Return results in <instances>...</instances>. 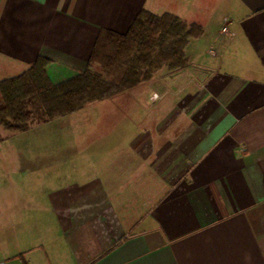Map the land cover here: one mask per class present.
Instances as JSON below:
<instances>
[{
	"label": "crops",
	"instance_id": "0c3cea01",
	"mask_svg": "<svg viewBox=\"0 0 264 264\" xmlns=\"http://www.w3.org/2000/svg\"><path fill=\"white\" fill-rule=\"evenodd\" d=\"M142 9L211 31L209 60L198 63L189 41L185 68L146 83L156 108L102 112L98 132L83 129L68 164L82 165V177L49 197L68 255L58 241H18L16 257L24 264L52 255L58 264H264V0H0V80L40 56L52 81L70 77L86 68L102 29L123 34ZM123 118L141 129L130 146L135 159L120 168L102 157L118 147Z\"/></svg>",
	"mask_w": 264,
	"mask_h": 264
},
{
	"label": "rangeland",
	"instance_id": "374dc122",
	"mask_svg": "<svg viewBox=\"0 0 264 264\" xmlns=\"http://www.w3.org/2000/svg\"><path fill=\"white\" fill-rule=\"evenodd\" d=\"M218 12L219 18L220 11ZM184 21L188 24L195 23L191 20ZM218 24L216 23L215 27ZM212 35L213 33L208 31L200 38L195 39L198 63L208 59L205 49L210 46ZM188 49L189 47L185 51L190 53ZM93 69L101 70L98 65H94ZM49 77L51 79V76ZM143 84L108 100L90 102L82 110L72 115L55 119L47 124H33L30 130L24 133H12L0 128V264H24L19 257H16L19 251L18 241H24L23 243L26 242L31 246H38L37 242L42 244L41 241L50 244L58 241L62 244L60 247L62 255L65 257L68 255V248L63 244L64 236L60 231V220L57 221V215L51 208L50 193L55 188L66 187L71 177H82V165L78 163L75 167L68 166V164L74 165L69 151L74 142L78 143L79 147L83 145V129L85 127H95L98 132L100 120L97 116L99 113L125 111L128 114L133 111L141 112L139 110L152 109L153 106L156 108L157 105H152L148 101L151 96L150 90L146 83ZM152 98L154 95L151 96ZM164 111V114L169 112L168 109ZM94 115L96 117L92 118ZM167 118H164L162 123ZM121 121L122 125L117 132L119 135L118 147L115 151L108 152L109 154L102 159L115 160L117 161L115 165L125 168L128 167L127 163L135 159V152L130 146L134 137L140 133L139 129L141 128L136 127L135 121L131 118H123ZM94 153L95 155L92 156L94 159L97 155L100 157L99 152ZM81 154L84 157L85 152L82 151ZM56 158L60 162L54 161ZM44 162H48L49 165L51 162H55V165L41 167ZM9 206L14 209L10 216L6 214ZM23 206L25 213L18 214V208H23ZM9 232H12L11 237ZM8 242L11 245L6 244ZM45 250L48 252L47 249ZM42 254L44 258L45 253ZM32 257L27 256L25 261L30 264L35 263ZM56 257L58 256H50L52 262L45 260V264H58L60 259L57 260Z\"/></svg>",
	"mask_w": 264,
	"mask_h": 264
},
{
	"label": "trees",
	"instance_id": "16d2710c",
	"mask_svg": "<svg viewBox=\"0 0 264 264\" xmlns=\"http://www.w3.org/2000/svg\"><path fill=\"white\" fill-rule=\"evenodd\" d=\"M202 34L200 24L142 9L127 32L102 29L86 68L70 77L52 81L49 61L40 56L22 73L0 80V128L24 133L33 124L72 115L90 102L113 98L159 73L181 70L189 64L186 46ZM94 65L101 70H94Z\"/></svg>",
	"mask_w": 264,
	"mask_h": 264
},
{
	"label": "built area",
	"instance_id": "2783aa9c",
	"mask_svg": "<svg viewBox=\"0 0 264 264\" xmlns=\"http://www.w3.org/2000/svg\"><path fill=\"white\" fill-rule=\"evenodd\" d=\"M223 30H225V28H224ZM156 98H157V95H156V94H154V98H152V99L154 100V99H156Z\"/></svg>",
	"mask_w": 264,
	"mask_h": 264
}]
</instances>
